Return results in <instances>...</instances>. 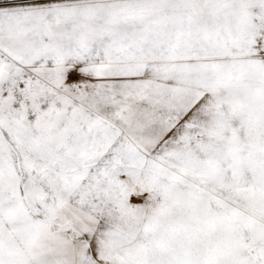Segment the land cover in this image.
<instances>
[{
    "label": "snow or ice",
    "instance_id": "obj_1",
    "mask_svg": "<svg viewBox=\"0 0 264 264\" xmlns=\"http://www.w3.org/2000/svg\"><path fill=\"white\" fill-rule=\"evenodd\" d=\"M0 264H264V0H0Z\"/></svg>",
    "mask_w": 264,
    "mask_h": 264
}]
</instances>
